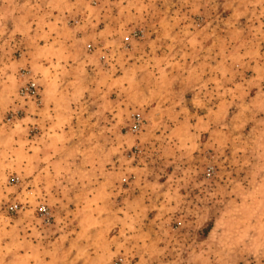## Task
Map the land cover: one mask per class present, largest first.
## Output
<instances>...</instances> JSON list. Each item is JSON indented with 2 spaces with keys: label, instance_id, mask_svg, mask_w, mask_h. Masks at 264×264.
<instances>
[{
  "label": "clouds",
  "instance_id": "9594fccd",
  "mask_svg": "<svg viewBox=\"0 0 264 264\" xmlns=\"http://www.w3.org/2000/svg\"><path fill=\"white\" fill-rule=\"evenodd\" d=\"M0 264H264V0H0Z\"/></svg>",
  "mask_w": 264,
  "mask_h": 264
}]
</instances>
